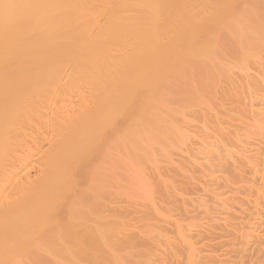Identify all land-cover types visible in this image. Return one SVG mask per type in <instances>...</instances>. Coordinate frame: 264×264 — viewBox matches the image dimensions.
Returning a JSON list of instances; mask_svg holds the SVG:
<instances>
[{
  "label": "bare ground",
  "instance_id": "6f19581e",
  "mask_svg": "<svg viewBox=\"0 0 264 264\" xmlns=\"http://www.w3.org/2000/svg\"><path fill=\"white\" fill-rule=\"evenodd\" d=\"M0 264H264V0H0Z\"/></svg>",
  "mask_w": 264,
  "mask_h": 264
},
{
  "label": "rangeland",
  "instance_id": "374dc122",
  "mask_svg": "<svg viewBox=\"0 0 264 264\" xmlns=\"http://www.w3.org/2000/svg\"><path fill=\"white\" fill-rule=\"evenodd\" d=\"M247 174H248V173H247ZM247 174H246V175H247ZM248 176L250 177V175H247L246 177H248ZM226 189H227V188H225V190H226ZM232 190H233V189L230 187V190L228 189V194H229V192H231L230 194H232V192H233ZM233 193H234V194L237 193V195H238V194H240V195L242 194V193L236 192V190H235V192H233ZM232 195H233V194H232ZM235 195H236V194H235ZM240 195H239L238 197H240Z\"/></svg>",
  "mask_w": 264,
  "mask_h": 264
}]
</instances>
